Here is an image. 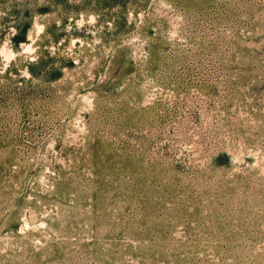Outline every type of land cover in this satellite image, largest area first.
Masks as SVG:
<instances>
[{"label": "rangeland", "instance_id": "1", "mask_svg": "<svg viewBox=\"0 0 264 264\" xmlns=\"http://www.w3.org/2000/svg\"><path fill=\"white\" fill-rule=\"evenodd\" d=\"M0 264H264V0H0Z\"/></svg>", "mask_w": 264, "mask_h": 264}]
</instances>
